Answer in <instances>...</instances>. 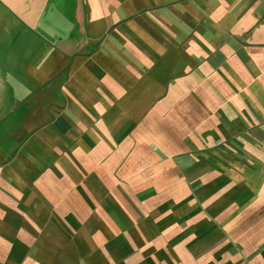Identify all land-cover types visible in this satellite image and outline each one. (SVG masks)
<instances>
[{"label": "crops", "instance_id": "1", "mask_svg": "<svg viewBox=\"0 0 264 264\" xmlns=\"http://www.w3.org/2000/svg\"><path fill=\"white\" fill-rule=\"evenodd\" d=\"M146 175L158 231L103 182ZM115 237L119 264H264V0H0V264H116Z\"/></svg>", "mask_w": 264, "mask_h": 264}, {"label": "rangeland", "instance_id": "2", "mask_svg": "<svg viewBox=\"0 0 264 264\" xmlns=\"http://www.w3.org/2000/svg\"><path fill=\"white\" fill-rule=\"evenodd\" d=\"M210 104H211V100H208V99L186 100L183 105L185 109L182 112V115L180 116L179 114L177 116H173L176 118V120H178L179 123H180V117H182L184 124H186V126H189V129L192 135H190L189 138L186 140H190V142L195 143L198 141H202L204 139L206 132H208V129L213 124L212 122H214L212 119L213 117L208 116L203 111V106L209 109L208 107L210 106ZM171 133L174 134V132H171ZM177 133L179 134V132ZM186 135H187V131H186ZM187 143H186V149L189 148L187 146ZM143 150L144 148H139V151L141 152L140 154L141 157H143L146 161L147 160L150 161L151 159L152 161L151 163L153 164L154 163L153 154H149V152H146L147 150H144V151ZM148 155H150L152 158H150ZM93 158H94L93 155L90 158H81L78 163L77 162L72 163L70 168L72 171H82V172L87 171L89 173H94L96 172L97 169H96V164L91 160ZM142 164L143 163L137 164L138 170L142 166ZM152 170H159V165L158 164L153 165ZM92 176L93 177H91V179L87 180L89 186L88 185L86 186L80 179H71L69 181V189L71 191L72 203H75V204L78 203V199L80 197L79 195L80 192L78 190H80L81 192L84 191L85 193H87L86 200L88 202L90 201L91 203L93 202L92 199L94 198V193L91 190L95 191V188L97 189V187H99L100 184L99 183L97 184L99 180H96L94 175ZM150 181H154V180H152V178H150L149 176H147L145 179L140 178V179H134V180H127V179L112 180L111 178L103 180L105 186L111 189V187L114 185V188L117 191L115 194V202L113 204L116 206L118 205V203H123V207L124 206L125 207H124V210H122V212L124 214L126 212L125 209L128 204L134 205V207L138 209V211L135 212L136 217L138 216L141 219V222H143L144 220L149 221L150 219L154 220V216L157 215L159 211H154L153 213V209L159 205L161 206L162 204H166L167 207H169V204H171L172 198H173V196L170 195L169 193L158 195V194H155V191L153 189H146V187L143 188L144 186H147V184ZM132 182L134 183V185ZM104 191H105V187H103V192ZM183 197H186V198L189 197L190 201H192V196H190L187 193H185ZM111 205L112 204L108 203V205L105 207L109 208L111 207ZM86 212L89 213V210H87ZM86 212L85 211L84 212L74 211V210L70 211L71 216H72L71 218L72 225H71L70 230L72 234L76 236L78 235L80 236L82 235V233L88 234V232H90L93 229V226L90 224H86L87 227L84 224H83L84 226L83 225L80 226V224H82L86 218L85 217ZM160 212L163 213L162 211ZM150 224H152L153 228L158 231L156 226H154V221L152 223L150 222ZM143 230H144V234L147 237L154 239L152 233H150V230L152 231L150 227H147V229L143 228ZM126 244H127L126 242H123L122 237H115L114 244H112L114 245L112 256H113L114 261L118 262L116 264H119L123 261L121 256L127 253ZM155 244H158V243H155ZM107 261L108 260H106V262ZM125 261L122 264H125Z\"/></svg>", "mask_w": 264, "mask_h": 264}]
</instances>
